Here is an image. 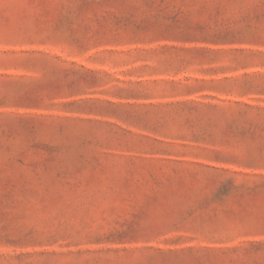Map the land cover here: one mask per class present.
I'll list each match as a JSON object with an SVG mask.
<instances>
[{
  "label": "rangeland",
  "instance_id": "rangeland-1",
  "mask_svg": "<svg viewBox=\"0 0 264 264\" xmlns=\"http://www.w3.org/2000/svg\"><path fill=\"white\" fill-rule=\"evenodd\" d=\"M0 264H264V0H0Z\"/></svg>",
  "mask_w": 264,
  "mask_h": 264
}]
</instances>
